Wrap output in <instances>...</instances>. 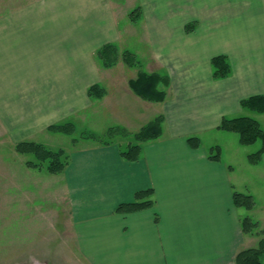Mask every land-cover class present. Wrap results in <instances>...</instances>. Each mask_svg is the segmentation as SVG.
I'll list each match as a JSON object with an SVG mask.
<instances>
[{"label":"crops","instance_id":"1","mask_svg":"<svg viewBox=\"0 0 264 264\" xmlns=\"http://www.w3.org/2000/svg\"><path fill=\"white\" fill-rule=\"evenodd\" d=\"M25 3L0 15V115L11 132L32 134L50 115L64 118L87 102V84L101 79L93 52L121 31L110 0ZM141 3L154 66L169 77L163 132L142 143L135 160L123 156L129 142L119 139L82 141L71 151L60 175L78 250L87 264H237L238 252L260 240L242 219L264 223V155L250 162L248 145L219 125L225 116H251L264 127V112L241 103L264 95V0ZM218 55L232 66L220 79ZM217 145L218 160L210 157ZM144 190H152L151 206L117 211ZM235 192L252 194L255 207L237 206Z\"/></svg>","mask_w":264,"mask_h":264},{"label":"rangeland","instance_id":"2","mask_svg":"<svg viewBox=\"0 0 264 264\" xmlns=\"http://www.w3.org/2000/svg\"><path fill=\"white\" fill-rule=\"evenodd\" d=\"M24 1L0 0V15L28 4ZM110 2L116 10L121 36L118 42L105 44L116 46L118 58L114 64L106 66L99 55L105 44L93 52L101 79L87 84V102L79 108L71 105L64 112V118L50 115L49 122L37 124L34 134L21 129L11 132L5 124L7 119L0 115V264H87L77 247L60 173L49 172L48 161L40 162L33 153L18 152L16 146L19 142L36 141L50 150L62 151V161L67 162L71 151L82 141L106 143L108 140L110 143L119 139L128 144L136 143V135L142 128L158 118L165 119L160 105L162 100L141 96L131 84L142 73L168 76L154 66L150 41L146 32L142 33V28L148 24L144 22L145 10L141 0ZM127 54L133 57L127 60ZM93 86L99 89L91 93ZM168 86L159 84V88L166 91L165 98ZM138 112L146 119H138ZM17 117L24 121V115ZM56 124H73L74 131L65 133L49 129ZM27 133L30 134L27 136ZM260 147L259 140L246 148L256 152ZM29 162L38 166H29ZM263 229L264 223L260 225L259 222L252 234L259 235L261 240L264 238ZM259 241L257 239L254 246Z\"/></svg>","mask_w":264,"mask_h":264},{"label":"trees","instance_id":"3","mask_svg":"<svg viewBox=\"0 0 264 264\" xmlns=\"http://www.w3.org/2000/svg\"><path fill=\"white\" fill-rule=\"evenodd\" d=\"M99 55L103 59L106 66L114 64L118 58L117 48L114 44H105L100 50ZM131 54H127L125 59H129ZM213 75L220 79L229 76L232 73V66L227 56L218 55L212 58ZM168 76H163L158 73L146 74L142 73L135 80L131 81L134 90L145 98L151 100H164L166 91L159 88V84H169ZM99 88L97 86L91 87L90 91L96 92ZM99 94V92H97ZM243 107L255 110L257 112H264V95H254L245 98L241 101ZM164 118H158L151 121L147 126L141 129L136 135V143H131L128 149L123 151V156L129 159H138L140 157L142 143L159 137L163 132ZM219 128L226 131L236 132L239 135V141L242 145H252L261 141V147L253 153L248 155L249 161L258 163L262 160L264 155V127L261 123L251 116H237L224 117ZM50 130L56 132L71 133L74 131L73 124H56L49 127ZM114 129V128H112ZM116 131V129H114ZM112 134V133H110ZM104 141V140H102ZM106 143H109L106 140ZM189 142L195 147L200 145L199 137H190ZM16 149L20 153H33L40 161H48V170L51 173H61L68 164L62 161V151H53L46 148L43 144L36 141H21L17 144ZM210 157L213 159H220L221 147L219 145L213 146L210 149ZM29 166L36 167L38 164L29 162ZM152 190L139 191L136 194V199L133 202L122 203L118 206L119 212H131L151 206L153 200L147 198L150 196ZM235 204L239 207L253 209L256 205V199L252 194L235 192ZM243 230L246 233H253L259 227V222L251 216H245L242 219ZM264 232V229L263 231ZM237 264H264V238H262L257 246L242 249L236 255Z\"/></svg>","mask_w":264,"mask_h":264}]
</instances>
